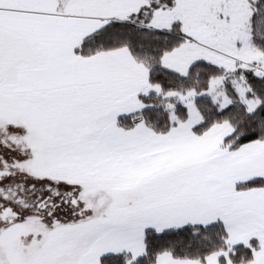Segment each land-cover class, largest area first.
Returning a JSON list of instances; mask_svg holds the SVG:
<instances>
[{"label":"snow or ice","instance_id":"snow-or-ice-1","mask_svg":"<svg viewBox=\"0 0 264 264\" xmlns=\"http://www.w3.org/2000/svg\"><path fill=\"white\" fill-rule=\"evenodd\" d=\"M0 264H264V0H0Z\"/></svg>","mask_w":264,"mask_h":264}]
</instances>
